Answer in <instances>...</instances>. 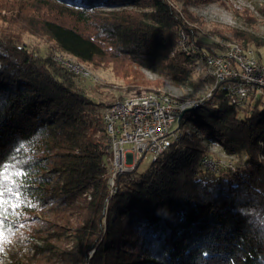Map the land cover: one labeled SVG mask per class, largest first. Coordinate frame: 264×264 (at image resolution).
I'll list each match as a JSON object with an SVG mask.
<instances>
[{
	"label": "trees",
	"instance_id": "1",
	"mask_svg": "<svg viewBox=\"0 0 264 264\" xmlns=\"http://www.w3.org/2000/svg\"><path fill=\"white\" fill-rule=\"evenodd\" d=\"M205 1H0V157L25 161L26 191L36 205L2 230L28 236L20 243L31 254L12 251V263L264 264V89L242 107L212 90L184 113L178 138L155 162L139 173L140 160L111 188L102 121L110 104L90 98L75 75L24 46L17 33L20 21L80 63L109 64L130 88L177 86L202 67L180 50L181 33L206 51L223 49L200 38L203 24L187 10ZM214 34L264 47L246 30ZM139 70L157 79L146 82ZM207 145L236 156V169L205 168Z\"/></svg>",
	"mask_w": 264,
	"mask_h": 264
},
{
	"label": "built area",
	"instance_id": "2",
	"mask_svg": "<svg viewBox=\"0 0 264 264\" xmlns=\"http://www.w3.org/2000/svg\"><path fill=\"white\" fill-rule=\"evenodd\" d=\"M217 42V41H216ZM183 52L192 55L204 69V76L213 80L216 89L225 93L234 105L242 107L250 93L264 89V64H260L255 51L237 43L224 50L206 51L187 43L181 33L178 41ZM55 61L72 74L88 77L89 72L66 53L55 56ZM201 101H179L163 93H147L118 100L107 107L102 121L107 133L109 161V186L120 173L133 169L139 159L155 162L178 138L179 115L188 108H195ZM203 165L211 161L204 157ZM215 166V165H214Z\"/></svg>",
	"mask_w": 264,
	"mask_h": 264
},
{
	"label": "rangeland",
	"instance_id": "3",
	"mask_svg": "<svg viewBox=\"0 0 264 264\" xmlns=\"http://www.w3.org/2000/svg\"><path fill=\"white\" fill-rule=\"evenodd\" d=\"M9 1L12 2L13 0ZM28 1L31 2L32 0ZM26 2L27 0H24L25 4H27ZM178 6L180 5L178 4ZM187 10L203 24L200 30V38L220 43L223 49L216 50H224L228 45L236 43L232 40L230 34L226 35L227 39L222 40L214 34L216 30L222 28L230 27L246 30L264 39V15L261 12L264 11V0H206L205 2L189 5ZM2 14H4V17L8 18V13L2 12ZM18 19L19 18L16 17L13 18L16 22ZM18 22L17 33H19L20 40L24 46L39 55H51L53 60H55L56 55L62 54V52L57 51L54 45L44 36L40 34H30L25 29H22L23 25H19L21 22ZM252 49L255 51L258 62L264 64V47ZM73 60L89 72L88 77L73 74L86 94L96 102L110 105L124 98L142 96L152 92L167 94L179 101H201L215 86L212 79L204 76L203 67H197L191 72L188 82L182 85H163L159 87L148 85L146 88L142 86L130 88L125 85L121 78L114 74L109 64H96L95 66L80 63L75 58H73ZM139 72L146 82H154L157 79L155 75L148 71L139 70ZM207 147L209 155L205 157L208 158L211 163L206 167L203 165L205 168L215 173L219 171L220 167H226L231 170L236 169L234 163L239 160L236 156L227 155L220 146L207 145ZM259 158L264 160V152L260 154ZM149 164V158L146 157L139 164L137 172H143ZM41 219L40 217L38 220L41 221ZM70 222L72 225L75 224L73 218L70 219ZM4 237V251L0 253V264H15L11 262L9 253L13 251V253L18 254V251H21L19 250L20 248L23 250L21 254L25 256L31 254V251H28V245L26 248L25 245L21 247L20 241L26 240L28 236L26 233L21 232L20 229L15 230L11 236L4 235ZM63 247L69 249L70 245L64 244ZM21 254L18 255L20 256ZM51 261L54 262V264L61 263V261L56 262L57 259Z\"/></svg>",
	"mask_w": 264,
	"mask_h": 264
},
{
	"label": "snow or ice",
	"instance_id": "4",
	"mask_svg": "<svg viewBox=\"0 0 264 264\" xmlns=\"http://www.w3.org/2000/svg\"><path fill=\"white\" fill-rule=\"evenodd\" d=\"M23 147L21 145L15 152L19 153ZM24 164L25 161L16 154L11 155L10 158L0 157V253L4 251L5 241L2 230H11L10 217L19 219L23 216L22 209L36 207L35 203L28 198L26 191L29 173L23 167ZM19 227L22 228L24 225L20 224Z\"/></svg>",
	"mask_w": 264,
	"mask_h": 264
},
{
	"label": "water",
	"instance_id": "5",
	"mask_svg": "<svg viewBox=\"0 0 264 264\" xmlns=\"http://www.w3.org/2000/svg\"><path fill=\"white\" fill-rule=\"evenodd\" d=\"M193 109H194V108H188V109H186L185 111H183V112L179 115L178 126H179L180 120H181L182 116L184 115V113L187 112V111L193 110ZM178 126H177V130H178ZM140 160L143 161L144 159H142V158L139 159V160L136 162V164L134 165L133 169L136 167L137 163H138ZM142 161H141V162H142ZM150 163H152V162H150ZM133 169H132V170H133ZM132 170L127 171V172H131Z\"/></svg>",
	"mask_w": 264,
	"mask_h": 264
}]
</instances>
